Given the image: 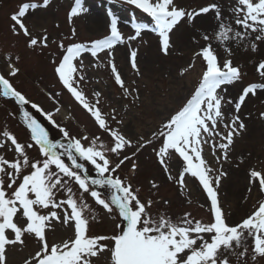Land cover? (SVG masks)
Wrapping results in <instances>:
<instances>
[{
	"label": "snow or ice",
	"instance_id": "obj_1",
	"mask_svg": "<svg viewBox=\"0 0 264 264\" xmlns=\"http://www.w3.org/2000/svg\"><path fill=\"white\" fill-rule=\"evenodd\" d=\"M123 2L150 17L151 26L133 23V34L125 36L118 27L117 16L109 8L107 35L67 45L61 40L58 44L61 55L52 60L63 88L110 137L107 145L99 136L70 134L56 122L52 112H44L40 105L31 102L11 82L19 72L15 66L19 56L15 60L10 55L5 56L8 75L0 74V97L11 98L20 106L30 142H19L11 131L0 129V147L8 145V150L15 153L13 159L0 155V264H9L8 250L19 248L23 251L29 238L35 241L36 247L18 264H94L105 253L109 264H249V259L256 264L258 258H264V198H258L238 222L229 223L219 199V189L222 179L228 175L222 162L229 159L234 137L246 127L239 115L241 107L250 94L254 96L257 89L264 90V83H250L243 87L238 97L227 95V86L243 79L242 68L234 64L228 45L231 42L247 44L252 52H257V42H264V0H232L229 16L223 14L217 2L195 10L181 8L175 0ZM50 3L51 0H26L10 15L11 32L27 38L29 49L47 48L48 35L45 32L39 38L34 36L24 19L30 10L46 9ZM87 12L84 0H74L68 12L69 22ZM210 12L214 13L216 28L211 35L201 33L204 44L193 37L198 49L193 51L190 62L177 69V75L184 77L196 68L197 60L201 62L194 88L184 95L176 108L162 117L158 127L150 130L148 136L140 135L133 140L119 127H113L99 106L102 93L95 91L93 101L82 90L81 83L87 80L82 56L90 54L97 59L93 68L110 69L114 83L125 98L138 99V89L126 86L115 63V48L128 47L131 69L136 76H142L138 49L132 48L131 42L142 39L143 32L150 30L157 36L159 53L169 56L175 46L171 37L174 30L180 24L195 27V20ZM71 34L75 37V28ZM212 39L223 46L224 59L218 57ZM255 71L264 78V58L258 61ZM59 95L56 93L51 98ZM28 104L59 129L63 140L49 137L45 127L24 109ZM226 105L232 106L235 112L230 120L223 111ZM55 112L59 113L60 108ZM115 113L113 109L111 120L121 125L123 121L117 120ZM259 115L264 118V112ZM221 124L226 131L219 130ZM206 144H211L220 168H213L204 157ZM146 146L152 147L168 181L178 186L182 196L190 194L186 177L198 182L210 202L207 221L194 218L189 212L179 217L163 210L150 212L154 203L166 206L169 201L147 198L142 202L140 190L134 188L131 178L119 175L129 160H132L130 171L136 172L139 165L134 158ZM34 147L38 155L31 158L28 151ZM129 148L135 151L125 154ZM174 157L182 161L181 167L177 168L178 161ZM84 162L94 168L95 176L88 174ZM174 168H177V175H173ZM149 183L153 194H158L159 185L155 180ZM246 188L245 202L252 198L254 188L258 194H264V170L250 169ZM87 198L103 210L106 218L118 220L110 234H91V222L98 219V213ZM58 228L71 230V234L49 243L48 233H55Z\"/></svg>",
	"mask_w": 264,
	"mask_h": 264
},
{
	"label": "rangeland",
	"instance_id": "obj_2",
	"mask_svg": "<svg viewBox=\"0 0 264 264\" xmlns=\"http://www.w3.org/2000/svg\"><path fill=\"white\" fill-rule=\"evenodd\" d=\"M26 0H0V74L8 75L6 55H10L19 69L17 75L11 78L14 86L20 90L31 102L37 103L44 112H52L53 118L63 127L67 128L70 134L80 137L88 135L90 138L99 136L101 141L107 145L110 137L103 130L99 129L90 115L79 106L66 89L58 81L54 72L52 60L61 55L58 44L61 40L67 45L70 42H88L94 39L103 38L108 34L109 18L107 10L112 9L118 18V27L127 36L133 34V23H146L151 26L150 17L143 14L133 6L127 5L123 0H84L87 13L73 17L71 23L68 19V12L74 0H51L46 9L30 10L24 19L29 31L38 38L45 32L48 35V47L29 49L26 46V39L22 34L14 35L10 30L12 21L10 15L18 9L20 3ZM176 4L187 10H195L208 3L217 2L225 16L232 0H175ZM95 15L99 19V26L93 27L90 16ZM93 20V18H92ZM75 28L76 35L72 37V29ZM216 28L214 13L210 12L201 15L195 20V27L187 24H180L171 34L174 48L169 56H164L158 51V39L155 33L145 30L142 39L131 42L134 49H138V66L142 76H136L129 63V51L126 45L115 48V63L126 86L138 89V99L125 98L122 90L114 83L110 69L105 67L93 68L97 59L90 54L82 56L86 68L87 80L81 83L82 90L90 100L94 101L93 93L100 91V108L108 115L110 124L119 127L126 136L135 140L140 135L148 136L150 130L156 129L162 117L170 110L178 106L184 95L191 91L196 85L201 69V62L197 60L196 68L184 77L177 75V69L190 62V57L198 45L193 42V37L204 44L201 33L212 34ZM143 41H147L144 43ZM212 47L216 50L218 57L222 60L226 53L223 46L215 39L211 40ZM257 52H252L247 44L241 45L231 42L228 46L232 49L234 64L240 65L243 72V79L227 86L229 97H238L243 87L250 83H264V78L255 71V66L261 58H264V42H257ZM103 62V61H101ZM135 81V84H133ZM56 93H60L56 99H52ZM127 106V107H125ZM45 127L52 139L63 140L59 129L51 124L42 112L31 107V104L23 106ZM59 107L60 112L55 109ZM20 106L11 98L0 97V129L11 131L19 142H30V133L23 125L19 111ZM116 110L117 120H122L117 125L111 120L112 110ZM226 118L231 119L235 114L230 105L223 109ZM264 112V90L257 89L256 95H249L242 105L239 115L246 125L239 135L234 137V143L230 146L229 159L222 162L223 170L228 173L222 179L219 189V199L228 215L229 223L238 222L249 213L252 205L258 198H264V194H258L257 189L252 191V198L247 202L243 197L247 194L248 171L252 168L264 170V118L259 113ZM220 131H226L223 124ZM2 139V137H0ZM87 143V142H86ZM10 144V142H8ZM156 145H153L155 147ZM134 148H129L125 154H131ZM211 144L204 145L203 155L213 168H220L216 157L212 154ZM0 155L13 159L14 151L8 150V145L0 147ZM31 158L38 155L37 149L28 151ZM217 155H220L217 152ZM112 159L115 160L113 156ZM138 163V169L133 174L131 169L132 160L125 163L119 171L121 177H130L134 188H139V196L142 202L147 198L154 201L161 198L169 201L168 205L154 203L150 212L157 210L166 211L173 217L182 216L189 212L192 217L207 221L209 218L206 194L199 187L198 182L191 177H186L189 196H182L178 186L168 181L161 166L157 162L152 147H145L134 158ZM174 159L178 158L174 157ZM67 162V161H66ZM88 174L95 176L94 168L84 162ZM182 166L178 161L177 168ZM177 168L173 169V175H177ZM155 180L159 185L158 194L154 195L150 187V181ZM89 204L97 211L98 219L91 222V234H110L114 231V224L103 215V210L87 198ZM71 234V230L58 228L55 233H48L49 243L53 240H62ZM251 244V240L248 241ZM36 247L35 241L27 240V246L21 251L19 248H10L9 264H18L21 258L27 257ZM250 251V250H249ZM94 264H109L108 254L105 253L95 260ZM249 264H252L249 259ZM256 264H264V258H258Z\"/></svg>",
	"mask_w": 264,
	"mask_h": 264
},
{
	"label": "bare ground",
	"instance_id": "obj_3",
	"mask_svg": "<svg viewBox=\"0 0 264 264\" xmlns=\"http://www.w3.org/2000/svg\"><path fill=\"white\" fill-rule=\"evenodd\" d=\"M92 18H93V20H92ZM90 21L92 22L93 27L99 26V19L95 15L90 16Z\"/></svg>",
	"mask_w": 264,
	"mask_h": 264
}]
</instances>
